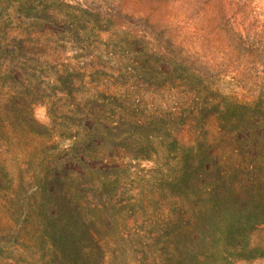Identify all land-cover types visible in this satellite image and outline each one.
Wrapping results in <instances>:
<instances>
[{"label": "trees", "instance_id": "1", "mask_svg": "<svg viewBox=\"0 0 264 264\" xmlns=\"http://www.w3.org/2000/svg\"><path fill=\"white\" fill-rule=\"evenodd\" d=\"M242 1L208 0L207 12L225 16ZM32 2L0 0V6ZM261 40L242 44L238 58L263 61ZM17 49L0 38L1 55L20 58ZM125 55L117 57L118 76L194 92L193 143L176 136L184 115L143 119L123 108L111 119L104 107H90L68 147L39 143L16 151L29 161L1 162L0 253L11 254V264H236L264 256V241L255 239L264 234V87L250 99H219L212 85L217 64L177 41L162 39ZM32 65L45 71L38 61ZM13 80L26 87L19 76ZM55 86L69 95L75 88L73 78L60 73ZM14 92L23 91L16 86ZM1 104L0 96V129H10L18 110ZM210 116L223 147L208 138ZM30 118L22 132L42 135L45 126ZM133 160L152 172L141 174Z\"/></svg>", "mask_w": 264, "mask_h": 264}, {"label": "rangeland", "instance_id": "2", "mask_svg": "<svg viewBox=\"0 0 264 264\" xmlns=\"http://www.w3.org/2000/svg\"><path fill=\"white\" fill-rule=\"evenodd\" d=\"M33 1L25 6L18 3L0 6V38L9 44L16 43L20 53V58L13 60L0 54L1 106L5 108L7 104L18 110V118L11 117L12 128L0 129V149H4L0 170L3 161L14 164L18 157L29 161L27 153L17 154L19 149L46 142L68 147L71 134L80 130V123L92 106L104 107L111 119L123 108L134 110L143 119L152 113L184 115L185 122L176 136L183 144H192L193 91L183 90L179 85L156 86L130 75L118 76L115 63L119 55L157 47L162 39L177 41L217 64L220 75L212 85L218 90L219 99L221 96L237 101L250 99L264 87V50L259 53L263 61L257 64L238 58L242 44L260 43L264 39V0L236 3L227 15L216 17L207 12L208 0ZM46 11L48 18L44 17ZM160 22L167 24L166 28H159ZM227 43L231 46L227 47ZM34 60L42 63L45 71L35 70ZM246 64L248 70L239 73L237 69ZM55 73L73 78L75 88L71 95L55 86ZM15 76L26 87L15 83ZM16 86L23 92L15 93ZM33 97L43 100L32 107ZM31 116L45 126L39 127L42 135L30 137L22 132L23 124L27 125ZM206 124L209 140L223 147L225 142L215 118L210 116ZM131 163L143 170L141 174L152 172L146 162ZM3 194L1 191L0 195ZM255 239L263 243L264 234L256 233ZM11 258L9 253H0V264L14 263ZM29 262L24 259L23 264ZM236 264H264V256Z\"/></svg>", "mask_w": 264, "mask_h": 264}]
</instances>
